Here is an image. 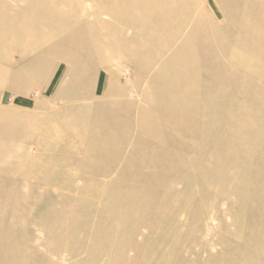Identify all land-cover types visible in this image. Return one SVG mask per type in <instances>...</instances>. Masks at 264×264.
<instances>
[{
	"label": "rangeland",
	"instance_id": "374dc122",
	"mask_svg": "<svg viewBox=\"0 0 264 264\" xmlns=\"http://www.w3.org/2000/svg\"><path fill=\"white\" fill-rule=\"evenodd\" d=\"M69 1L72 7L82 4L97 20L117 22L103 11L106 0ZM248 1L197 0L191 10L177 5L170 18L191 12L216 25L225 18L227 32L234 26L231 15L255 14L256 5ZM141 16L138 24L145 21ZM259 20L251 16L244 22L245 27L252 22L249 36L234 41L221 30L211 43L195 37L187 20L168 50L153 45L122 54L104 49L124 40L132 43L134 29L117 41L92 39L103 65L74 53L72 60L80 62L72 67L56 56L66 45L44 43L38 35L34 42L42 46L35 52L0 47V117L33 121L29 137L15 141L0 123V143L5 142L0 156L15 157L0 164V186H5L0 192V264H118L110 260L111 251L120 254L125 242L122 264H264V133L249 135V128L264 124L241 122L254 108L264 119V89L245 97L235 87L248 80L226 71L259 69L255 55L235 61L241 52L263 48L254 40ZM93 30L100 33L98 26ZM138 31L141 38L159 39L152 29ZM192 52L198 53L196 61L183 62L184 54ZM151 54L161 60L148 66ZM222 71L221 81L210 77ZM255 81L264 83V76L258 74ZM10 126L15 129L16 122ZM31 156L38 161L28 181L36 178L40 184L21 189L31 196L24 201L21 193L9 190L29 171L23 159ZM55 168L58 173L52 175ZM81 185L79 193L75 187ZM34 194L41 201L32 200ZM18 203L34 206V212L10 213ZM21 219L29 227L20 226ZM123 222L134 228L131 240L114 227ZM52 225L55 230H46ZM51 249L58 251L48 253Z\"/></svg>",
	"mask_w": 264,
	"mask_h": 264
},
{
	"label": "bare ground",
	"instance_id": "6f19581e",
	"mask_svg": "<svg viewBox=\"0 0 264 264\" xmlns=\"http://www.w3.org/2000/svg\"><path fill=\"white\" fill-rule=\"evenodd\" d=\"M12 1H18V0H0V47L7 46V47H19V49L23 53H31L38 51L42 45L37 44L34 42V38L38 35L37 40L40 38H44V43H51L53 45H60L64 44L66 47L58 51V54L56 56L61 57L62 59L66 60V62L70 66L79 65L78 62L76 63L75 60H72V56L75 53L76 58H81L84 62L91 59H94L95 62H98L99 64H105L106 61H101L99 56V51L97 49V45H95V42H92V39L94 41L106 39L108 41H117L128 29H134L137 34L136 40L130 41L124 40L120 42V45L117 46V48L112 47L109 44H106L104 46V49L107 50L114 49L118 52L127 53L132 51H145L144 47L147 46H154L157 48H161L162 46L165 49H169V42H171L173 39L178 36L180 31L183 29L182 24L185 22L192 23V27L194 29L195 37L200 38L203 43H211L215 42L213 40H216L218 31H223L224 33H227L229 37L232 38V40L236 41L242 36H249L251 35L250 32L252 29V22L250 24H247L248 27H245L246 23L249 20V18L252 16V18H256L257 16L260 17V20L254 23V25H257L258 27V34L256 35V40L258 43H260L263 48H257L256 50H251V52L242 53L240 55H237L235 57V61L245 59L246 56H252L255 55L257 58L256 60L261 62L262 64L259 65V69L252 68L248 72H243L241 70H230L229 67L227 72L232 73V76L237 78H242L248 80L245 83H238V87H235V91L243 94L245 97H253L256 93H258L259 90L264 89V83H261L260 81L256 82L255 78L258 74L264 76V5L261 3V0L252 1L249 0L248 2H253L255 6V14L251 15L250 17L246 16L245 14L240 16H232V24L233 29H229L227 32L224 31L225 26H227L226 20L221 19V24H213L207 22V20L200 19L198 17H193L192 13L188 12L189 14H185L182 17H179L177 20L176 18H170L171 14L173 13L174 9L177 5H180L185 8L193 9V7L197 4V0H189V1H182L179 0L176 2V0H106L103 4V11L105 14H109V16H113L115 19L117 18V22H109L104 19L97 20V17H94V14H90L85 11V9L81 5H77L75 7L70 6L69 0H21L24 2V5L17 7L13 6ZM146 1V2H145ZM229 3H235L239 0H228ZM145 2V3H144ZM212 2V1H211ZM73 10H77L76 13H73ZM102 12V11H101ZM219 12V11H218ZM145 17V21L140 22L138 24L137 18H141L142 16ZM193 17V18H192ZM188 20V21H187ZM234 22V23H233ZM226 23V24H225ZM243 24V25H242ZM95 26H98L100 29V33L96 32L94 29ZM235 26L237 27L236 30L234 29ZM138 28L141 30H145L146 28L148 30L152 29L159 35V39L157 38H141V34L138 31ZM167 31L172 32L171 34H167ZM32 33H35L33 36ZM18 36V37H17ZM115 37H118L117 39ZM21 39V41L19 40ZM163 39H167V42H164ZM20 42V43H19ZM22 42V43H21ZM36 44V45H34ZM197 46V45H196ZM207 47V46H206ZM6 48V47H5ZM142 48V49H141ZM8 50V48H6ZM68 53L69 55H67ZM106 54H109V51H106ZM198 53L192 52V53H186L184 54L183 62L185 63H193V60L196 61L197 56H195ZM140 55H143L142 53ZM219 56H222V53H219ZM154 58V55L151 54L148 57L149 64L148 66H152L156 61H160V57ZM142 58V57H141ZM52 60V58H51ZM91 61V60H90ZM172 60L167 59L164 61V64L169 65ZM208 62H211L208 58ZM242 61V60H241ZM247 64V63H246ZM245 64V65H246ZM147 66V67H148ZM47 68V66H46ZM43 67L42 72L44 69ZM167 76L169 75V72L166 70ZM225 71H222L221 73H217V75H210L211 78H213L215 81H221ZM229 74V73H227ZM158 77H164V81L167 80L165 75H159ZM44 77H42L43 79ZM198 79L197 82H200V78H198V75H193L192 79ZM252 84L249 82L252 81ZM221 83V82H220ZM242 84L245 85V87L242 88ZM241 85V86H239ZM232 90V89H231ZM234 91V89H233ZM234 91V92H235ZM253 93V94H252ZM264 93V92H263ZM248 101H244V105ZM254 113L258 114L259 120H257L253 115ZM242 123L247 124L248 122L254 123V122H260L261 124H264V119L261 117L260 111H258L256 108H254L253 111L248 112V115L246 118L242 116ZM16 122L15 129H13L10 126V122ZM0 123L1 126L5 127L8 131L7 138L11 139L12 141H15L16 138H28V134H26L27 131H29L33 127V121L32 119H19V120H13L12 116L9 118L7 117H0ZM31 123V125H30ZM25 124L26 128L22 126L21 128H17L18 125ZM66 126H69L70 124L65 123ZM249 135L251 138H254V135H258L260 133H264V126L258 127V124L254 128H249ZM30 135V134H29ZM17 139V140H19ZM1 140V137H0ZM5 142L2 141L0 143L4 144ZM22 148L21 141L17 142V145ZM39 148L41 146L38 145ZM70 150V146L66 145V150ZM71 151V150H70ZM15 158L11 153L9 155L3 153L0 156V164L7 165L9 163V160ZM35 160H37L36 157L31 156L29 158L23 159V164L29 166V171L26 173H22L19 177V183H17V186L13 188V190H9L10 192H16L21 193V189L23 187L28 186H38L40 183L35 178L32 183L28 181V178L34 177L33 173L35 170ZM38 161V160H37ZM39 163V162H38ZM49 165L52 167L58 166L56 163L49 160ZM57 168L52 169L54 171H51V174H57ZM15 168L11 169V173L14 174ZM67 185H70V181H66L65 183V190L70 189L66 188ZM82 186V185H81ZM5 188L4 185L0 186V192ZM72 189V188H71ZM75 189H78L79 193L82 192L84 189V186L82 187H75ZM35 196L32 198V200L35 201H41V196L34 194ZM82 195V194H81ZM21 196L23 197L24 201L31 199V196L28 194L21 193ZM80 200L83 199V196L77 197ZM75 200V199H74ZM30 202V201H29ZM18 205H21L18 207H14L12 211L10 210V213L13 212V214H18L19 210L21 209H27L25 213L34 212L35 207H22L24 204L18 203ZM39 210V209H38ZM127 210V209H126ZM140 210L135 212V216H139ZM42 211L39 210V216L41 215ZM75 211H68L67 214L70 216L75 215ZM129 213V212H127ZM124 212L125 216L127 218L128 214ZM138 214V215H137ZM69 216V217H70ZM133 216V215H132ZM134 218V216H133ZM136 218V217H135ZM133 220V225L137 223V219ZM22 220V219H21ZM131 222V221H130ZM130 222H128V225H130ZM27 220H22L20 226H27L28 225ZM126 222H123L122 225L116 226L115 228L119 229L122 233L127 232L125 235L126 239H130V234L133 232V229H127L125 228ZM131 226V225H130ZM54 225L52 227H49L46 229L48 231L55 230L53 229ZM56 228V227H55ZM58 231V230H57ZM62 230L59 229L58 232H61ZM1 237V236H0ZM131 240V239H130ZM131 245V243H130ZM128 244L127 242L123 243L121 246L120 254L116 253L115 251H111V259L114 263L122 264L123 254L124 250H127ZM54 250L51 249L47 251L48 253H54ZM11 251H4L3 255L5 253H10ZM24 262H21L20 264H23ZM25 264H29L28 262H25ZM54 264V263H50Z\"/></svg>",
	"mask_w": 264,
	"mask_h": 264
}]
</instances>
